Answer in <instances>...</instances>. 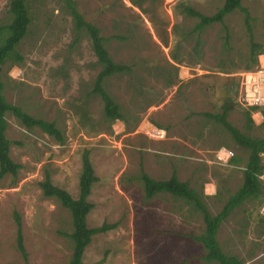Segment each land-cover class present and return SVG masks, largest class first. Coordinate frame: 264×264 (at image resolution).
<instances>
[{"label": "rangeland", "instance_id": "374dc122", "mask_svg": "<svg viewBox=\"0 0 264 264\" xmlns=\"http://www.w3.org/2000/svg\"><path fill=\"white\" fill-rule=\"evenodd\" d=\"M9 1L0 0V25L9 21ZM72 1L84 20L99 28L113 61L131 68L130 74L103 82L126 120L109 123L100 97L87 95L100 65L88 36L76 31L65 0H29L31 22L18 46L23 61L0 69L2 93L28 114L54 121L64 141L59 144L38 128L27 130L5 114L9 157L20 168L15 176L0 178V264L68 263L69 213L56 198L45 197L38 183L47 174L76 198L84 150L97 178L86 224L115 227L92 236L82 264H216L202 257L205 248L195 239L204 232L201 212L166 192L146 197L140 175L166 180L174 172L212 216L241 185L234 166L245 164L248 151L203 114L220 112L224 99L233 98L227 120L252 137L264 136L260 111L251 112L255 125L246 130L238 88L236 94L228 90L253 70L246 69L249 40L264 45V0H241L246 21L237 9L200 31L194 30L199 20L183 6L209 16L223 0H136L140 7L131 0ZM221 146L238 162L217 164L213 152ZM262 158L264 163V153ZM209 181L216 193L204 197ZM263 204L246 199L218 228L221 251L242 264H264ZM15 216L26 262L16 248Z\"/></svg>", "mask_w": 264, "mask_h": 264}, {"label": "trees", "instance_id": "16d2710c", "mask_svg": "<svg viewBox=\"0 0 264 264\" xmlns=\"http://www.w3.org/2000/svg\"><path fill=\"white\" fill-rule=\"evenodd\" d=\"M29 0H10L8 4L9 21L0 25V69L5 65L7 67L20 66L23 56L18 51V46L24 38L27 27L31 22L30 12L28 8ZM154 1V0H152ZM69 14L74 21V27L77 32L85 33L89 40L93 54L96 57L97 64L100 69L95 76L92 88L88 92V96H97L102 100V113L109 123L119 120L125 123V117L121 112L119 103L104 89L103 82L106 78L113 75L130 74L131 68L123 63L114 62L110 56L106 46L105 37L100 35V30L95 25L84 20L79 13L72 0H65ZM139 1L131 0V3L137 7ZM241 10L244 13V20L248 18V12L241 6V0H223L222 6L212 15H204L194 10L188 5L183 6V11L199 21L194 27L195 31H200L204 26L216 22H222L225 15L234 10ZM227 38V36H226ZM226 44V43H225ZM250 62L246 65V69L254 67L258 54L264 52V45H259L249 40ZM238 83H230L229 91L237 93ZM3 84L0 80V178L10 174L15 176L19 164L15 163L9 157L10 142L5 136L7 122L5 114L9 113L14 116L19 123L27 130L38 128L40 131L53 138L57 143L62 144L64 141L61 131L56 127L54 121H46L42 118L34 117L25 112L20 106L8 103L2 93ZM236 104L235 100L226 97L221 104V111L215 113H204L203 115L213 120L226 130L231 139L240 147L248 151L246 162L242 169L241 186L227 199L222 209L215 215H211L205 205L201 202L198 193L188 186L186 182L178 180L173 172L166 180H156L149 177L145 173H141L140 179L143 183L144 195L148 198L155 194L166 192L174 197L182 198L187 203H193L194 208L202 214L204 222V232L195 237L202 243L206 253L202 256L207 261L216 264H242L241 261L234 256L224 254L216 240L218 228L223 220H225L230 212L246 199L257 198L264 202V189L260 180V176L264 175V163L262 154L264 153V136L261 138L252 137L233 126L228 120L227 115L232 107ZM259 110L264 124V106L248 107L243 110L244 127L246 130L254 126L251 118V112ZM85 115V112H83ZM260 125V126H261ZM157 126V125H156ZM160 127V126H157ZM224 147V146H221ZM238 162V157L231 158L230 163ZM97 181L94 175L92 165L89 160V152L84 150L81 155V169L78 175V195L73 198L65 189L52 184L47 174L39 181V187L45 197H54L64 207L70 216L71 231L65 234L71 242V253L67 264H82L84 250L89 245L92 236L97 233L106 232L115 227L114 223L107 224L103 222L100 226L89 228L86 224V216L92 209L93 205L87 199L91 192L92 185ZM17 232H16V248L20 252L23 260L27 261V253L24 250L22 236L20 231V222L15 216ZM15 264V263H7Z\"/></svg>", "mask_w": 264, "mask_h": 264}, {"label": "built area", "instance_id": "2783aa9c", "mask_svg": "<svg viewBox=\"0 0 264 264\" xmlns=\"http://www.w3.org/2000/svg\"><path fill=\"white\" fill-rule=\"evenodd\" d=\"M237 83L238 102L241 106L246 108L251 106H264V52L257 55L253 70L249 73L245 72L237 79ZM259 116L261 117V115ZM152 131L156 137L163 136L157 130ZM213 156L217 164L227 165L233 157V152L228 148L219 147L214 150ZM260 179L264 187V175L260 176ZM259 212L261 215H264V204L260 207Z\"/></svg>", "mask_w": 264, "mask_h": 264}, {"label": "crops", "instance_id": "0c3cea01", "mask_svg": "<svg viewBox=\"0 0 264 264\" xmlns=\"http://www.w3.org/2000/svg\"><path fill=\"white\" fill-rule=\"evenodd\" d=\"M255 115H253V117H254ZM255 125V124H254ZM235 164V163H234ZM243 166L244 165H241V164H238L237 166H234V167H236V168H238V169H240V171H239V174H240V176L242 175V169H243ZM213 184L214 183H212V182H207V183H205L204 184V188H203V192H202V194H203V196L205 197H212L216 192H215V188H216V185H214L213 186ZM241 186V185H240ZM239 186V187H240ZM238 187V188H239Z\"/></svg>", "mask_w": 264, "mask_h": 264}, {"label": "bare ground", "instance_id": "6f19581e", "mask_svg": "<svg viewBox=\"0 0 264 264\" xmlns=\"http://www.w3.org/2000/svg\"><path fill=\"white\" fill-rule=\"evenodd\" d=\"M160 135V134H159Z\"/></svg>", "mask_w": 264, "mask_h": 264}, {"label": "clouds", "instance_id": "9594fccd", "mask_svg": "<svg viewBox=\"0 0 264 264\" xmlns=\"http://www.w3.org/2000/svg\"><path fill=\"white\" fill-rule=\"evenodd\" d=\"M226 148V147H225Z\"/></svg>", "mask_w": 264, "mask_h": 264}]
</instances>
